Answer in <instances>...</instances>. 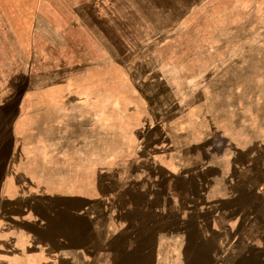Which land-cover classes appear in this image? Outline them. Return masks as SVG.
<instances>
[{"label": "rangeland", "instance_id": "rangeland-1", "mask_svg": "<svg viewBox=\"0 0 264 264\" xmlns=\"http://www.w3.org/2000/svg\"><path fill=\"white\" fill-rule=\"evenodd\" d=\"M10 220L75 264H264V0H0Z\"/></svg>", "mask_w": 264, "mask_h": 264}, {"label": "crops", "instance_id": "crops-1", "mask_svg": "<svg viewBox=\"0 0 264 264\" xmlns=\"http://www.w3.org/2000/svg\"><path fill=\"white\" fill-rule=\"evenodd\" d=\"M8 224H0V264H75L70 255L52 253L53 258H46V249L41 248L36 234H27L25 221L21 220V228ZM20 222V221H19ZM20 224V223H19ZM26 234V235H25Z\"/></svg>", "mask_w": 264, "mask_h": 264}]
</instances>
